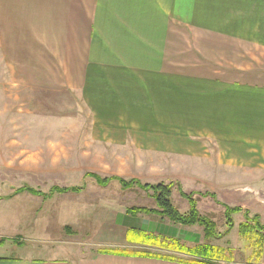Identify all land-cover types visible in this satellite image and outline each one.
Returning a JSON list of instances; mask_svg holds the SVG:
<instances>
[{
	"label": "crops",
	"instance_id": "crops-1",
	"mask_svg": "<svg viewBox=\"0 0 264 264\" xmlns=\"http://www.w3.org/2000/svg\"><path fill=\"white\" fill-rule=\"evenodd\" d=\"M72 95L100 125V143L144 150L138 174L158 179L155 166L172 165L175 178L224 181L236 170L261 183L264 0H0V149L19 150V165L54 171L55 158H47L56 144L8 143L5 134L12 125L54 130L50 119L57 107L65 115L66 103L69 111ZM128 137L135 140L123 142ZM25 148L36 153L23 156ZM73 155L65 161L76 178L83 169ZM140 215L108 211L92 238L97 249L74 261L16 240L17 222L0 231L11 240H0V264H187L125 250L141 241L132 232L181 240L179 224Z\"/></svg>",
	"mask_w": 264,
	"mask_h": 264
},
{
	"label": "rangeland",
	"instance_id": "rangeland-1",
	"mask_svg": "<svg viewBox=\"0 0 264 264\" xmlns=\"http://www.w3.org/2000/svg\"><path fill=\"white\" fill-rule=\"evenodd\" d=\"M63 111L57 107L56 116L50 119L53 122L49 126L54 127L50 132H44L46 127H40L39 131L16 132L20 129L15 130L12 125L7 131L8 134H5L8 143L44 141V143L53 142L56 148H50L47 158L50 161L55 158V164L50 165L54 171L45 174L43 171H35L36 168H40L37 165L27 166L25 163L19 165V156L22 155L19 150L0 149V160L4 158L6 163L4 165L6 170L2 172L8 176L5 181H1L0 192L11 195L0 197V231L9 233L19 222L22 225L18 226V233L23 235V238L19 237L16 240L24 242L28 240L30 246L35 248H57L56 256H65L74 261V257L89 254L97 249L92 238L103 226L102 222L108 211L117 210L124 214L131 208L138 207L154 210L157 204L151 195L153 189L150 191V188L163 185L168 187L169 201L179 213H187L190 209L189 201L194 202L198 214L216 225L217 237L206 239L203 227L200 225H176L177 227H172L180 235V241L151 233L132 232L131 236L138 234L141 241L136 245H127L125 250L136 255L175 257L187 261L193 258L192 255L179 251L175 245L184 248L208 245L214 250H219L220 264H264V231L257 233L253 229L241 232L239 228L244 223L253 225V222L246 217L245 211H248L250 217L254 214L258 215L264 225V211H260V215L257 214V211L264 207V180L261 183L252 181L238 176V171L232 170L228 172L229 179L224 181L218 177L219 175L205 179L177 177L181 180L178 181L169 171V168H174L172 165L161 168L155 166L158 179L146 177L150 173L138 174L137 169L143 170V166L136 164V161L143 160L144 150L100 143L104 141L101 138L102 133L98 131L100 125L98 126L95 119L88 115L89 112L82 108L74 95L71 98L69 111L67 103L65 115ZM14 119L8 117L10 124ZM27 124H30V121L27 120L24 126ZM131 140L135 138L128 137L123 142L130 143ZM207 140L202 138L203 143L208 142ZM189 141L191 142V138ZM38 150V156L41 157L42 150ZM23 151V156L36 153L31 148H25ZM70 151L75 155L73 160L79 161V166L74 163L76 165L74 167L83 169L79 170L80 173L76 178H73L72 174L71 178L68 172L67 163L70 160L67 163L65 161ZM86 153L87 157L84 155ZM99 161L101 163H98ZM32 167L34 168L28 169ZM90 172L104 180L105 184H98L94 177L88 175ZM120 180L135 184L125 189L122 188ZM71 185H77L76 187L80 189L77 192L52 193L54 187L69 189ZM148 185L150 187L144 188ZM21 186L33 187L39 193L20 190ZM226 207L242 209L240 212L230 214L231 226L226 218L228 209ZM140 214L142 215L140 218L144 220L151 219L157 223L161 220L159 224L163 226L175 225L166 218L163 221L158 215ZM0 240L4 243L11 241L8 238Z\"/></svg>",
	"mask_w": 264,
	"mask_h": 264
},
{
	"label": "trees",
	"instance_id": "trees-1",
	"mask_svg": "<svg viewBox=\"0 0 264 264\" xmlns=\"http://www.w3.org/2000/svg\"><path fill=\"white\" fill-rule=\"evenodd\" d=\"M88 175H91L92 177H94L95 180L98 182V184L104 183V180L100 179L97 175H94L93 173H89ZM120 182H121L122 188H125V189L135 184V182H125L123 180H120ZM148 187H150V185L144 186V188H148ZM19 189L24 190L26 192L35 193V194L39 193L38 191L30 187H22ZM79 189L80 188L76 186L69 187V189L67 188L62 189L60 187H56V188L54 187L52 193L54 191H57L60 193H63V192L65 193L67 191L77 192ZM151 189H153L151 195L153 196L157 204L156 209L151 210V209H146L144 207H138V208H131L130 210H128L127 213H131L132 215H137L139 213H144L147 215H151V214L158 215V216H161L162 218L168 219L170 222L174 224H179V225H184V226L200 225L203 227L204 236L206 239H209L210 237H215V236L217 237V233L215 232L216 225L211 220L207 218H203L198 214L196 208L194 207V202H191L188 200L190 204V209L187 211V213L182 214V213H179L171 205L169 198H168V195L170 193V191L168 190V187L166 188L163 185H156V186H153V188H150V191ZM240 211H242L240 207L227 209L226 218L229 220L228 221L229 225L230 224L232 225L230 214L237 213ZM245 214H246V217L249 218L250 221L253 222V225L249 226L244 223L239 227L241 228L240 231L247 232V231L254 229V231H256L257 233H262L264 231V225H262V223L260 222L258 215L254 214L252 215V217H250L248 215V211H245ZM261 244H262V241H261ZM175 248H177L179 251H184L188 253V255H192L193 258H191L190 260H187V261L183 260L187 264H219V262L221 261L219 260L220 257L218 256L219 250H214L211 246H208V245H196L192 248L190 247L184 248L182 246L175 245Z\"/></svg>",
	"mask_w": 264,
	"mask_h": 264
}]
</instances>
